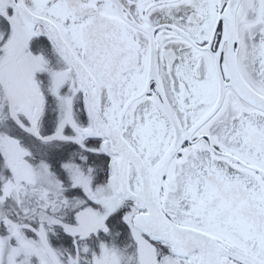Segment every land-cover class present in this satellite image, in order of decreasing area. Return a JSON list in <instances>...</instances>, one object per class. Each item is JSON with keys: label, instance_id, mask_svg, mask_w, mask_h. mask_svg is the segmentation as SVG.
<instances>
[{"label": "snow or ice", "instance_id": "1", "mask_svg": "<svg viewBox=\"0 0 264 264\" xmlns=\"http://www.w3.org/2000/svg\"><path fill=\"white\" fill-rule=\"evenodd\" d=\"M0 264H264V0H0Z\"/></svg>", "mask_w": 264, "mask_h": 264}]
</instances>
